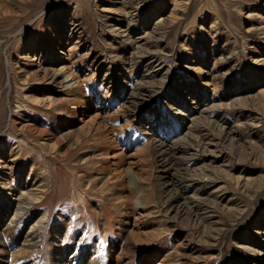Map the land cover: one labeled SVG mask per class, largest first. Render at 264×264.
Listing matches in <instances>:
<instances>
[{
  "label": "rangeland",
  "instance_id": "rangeland-1",
  "mask_svg": "<svg viewBox=\"0 0 264 264\" xmlns=\"http://www.w3.org/2000/svg\"><path fill=\"white\" fill-rule=\"evenodd\" d=\"M0 11V207L17 181L40 199L14 234L43 217L22 261L47 264L59 228L65 249L99 264H264V0H0ZM60 64L83 98L51 82ZM95 128L147 189L144 212L114 200L103 170L114 155H99ZM158 148L186 169L171 182L207 201L200 219L170 204Z\"/></svg>",
  "mask_w": 264,
  "mask_h": 264
},
{
  "label": "bare ground",
  "instance_id": "bare-ground-1",
  "mask_svg": "<svg viewBox=\"0 0 264 264\" xmlns=\"http://www.w3.org/2000/svg\"><path fill=\"white\" fill-rule=\"evenodd\" d=\"M1 11H3V10H1ZM3 12L6 15H8L7 11H3ZM69 70L70 69L66 65L64 66V65L60 64L59 67L56 69V74H55L56 79L53 80L51 78L52 79L51 82L53 84H55L56 81L59 80L58 81L59 85L57 88H59L63 92H70V93L72 92L73 95H79L80 98H83L84 97L83 91H81V89H79L81 87L80 82L77 81V78H75ZM23 72H24V75H26L28 77L27 79L32 77V75H28V73H27L28 71L23 70ZM70 93H68V94H70ZM130 98L132 99V97H130ZM115 102H117V99H115ZM263 102H264V100H263ZM34 103L40 104L41 102L38 100V101H34ZM45 103L51 104L50 99L46 100ZM242 109H244V108H242ZM245 109H246V107H245ZM115 112L118 113L119 110L115 111ZM257 114H259V113H257ZM259 116L261 117V119H263L264 118V112H263V114H261ZM256 122H257V124L260 123V121H256ZM94 131H95L94 134L91 135V137H92L91 141H93V144L98 147V150L100 152L99 155L102 156L103 158H105L106 155H109V153H113V155H114V158L112 157L114 159V161H112V162L109 161L107 163L109 165H106L107 167L103 168V170L106 171V173L109 175V182L110 181L112 182L111 183L112 185L110 184L111 187L116 189L117 193H120V196L117 195L118 198L114 199V200H119L118 201V204H120L119 206H121L125 209H126V207L131 205L135 211L137 208H140L144 212L145 208H147V203H146V200L148 199L147 189L140 186L135 181L134 177L126 174V170L128 171L129 169L124 170V167L126 165L125 156L123 154H121L120 152H117L116 145H115L116 143H114V139L109 137L107 130H105V128H103V129L95 128ZM111 131L113 132V131H115V129H113ZM129 131H130V129H129ZM124 136H127L128 139L130 136H132L131 139H129V141H131L133 144L135 143L134 141L136 140V137H134V133L131 134L128 131H125ZM148 138H149L148 139L149 141L151 139V141L154 142L155 147H162L161 144H156L157 141H155L154 138L153 139H152V137H148ZM70 139L71 138H69L68 140L71 141ZM143 140H144V142L145 141L147 142V138H145ZM124 141H127V139L125 138ZM54 144L53 145L55 147L60 146V142L58 140ZM149 146L145 145V148H143L144 151L145 150L148 151ZM142 153L144 154V152H142ZM62 154L64 155V154H66V152H63ZM156 154H157L156 157L158 158V160L163 164L162 167L164 168V174L166 175L165 178L167 180H169L170 182H171V177L178 180V183L181 182L183 175L185 174L186 169L181 168L178 165L179 162L176 159H174L171 151L169 152V151L163 150L161 148H158ZM163 168H161V169H163ZM122 170H124V171H122ZM161 172H163V171H161ZM3 182L6 183V182H8V180L4 179ZM170 182L167 181V184ZM175 183L176 182H171V184H169V186H172V191H171V193L169 192L170 194L168 195V200L170 201V204L171 205L174 204L173 207L175 208V211L179 215L182 214V216L190 218V220L200 219L202 217V215H201L202 213H200V210L203 209V211L206 212V210L209 208V206L206 204L207 201H206V203L205 202L203 203L201 201H196V202L192 201L190 198L185 197L183 191H180V189L176 186ZM32 187L33 186H27L26 189L25 188L23 189L21 184H19L16 181V186H13V188L10 189L9 192H7V196L5 198V206L0 207V264H26L27 262L25 263L20 258L22 256L26 255L27 253L33 252V250L36 248L35 247L37 244L36 233L38 232V230L41 227L43 217H40L38 220H36L35 218H32L30 220L28 226H27L28 227L27 232L23 233L22 235L16 236L13 232V229H14L15 223H16L15 221L16 220L20 221L24 217L26 211L30 207H32V205L35 202H37L40 199V195L38 194L39 191L36 188L33 189ZM30 188H32V189H30ZM114 194H116V192ZM124 194H126V195L128 194V195L132 196V197H130L131 199L128 198L129 200H127L126 199L127 197H125ZM122 198L123 199L125 198L124 200H126V201H121ZM190 204H193L192 210L188 207ZM208 213H211V211ZM128 215H129V212L126 213L127 217H128ZM53 236L55 238H57V240H56V242L51 243V246L53 249L48 253L47 259L45 260L46 262H48L47 264H99L98 259H97L94 251L89 252L87 250L83 253L82 252L79 253L78 251L73 250V246H68V248L65 249L64 243H65V237L66 236L64 234V231H62L61 229L54 228V235ZM57 243H59L60 246H57ZM114 258L116 259V254L112 253V251H111V254L108 256V259L111 263H113V261L115 260ZM119 262L116 261L115 263L119 264Z\"/></svg>",
  "mask_w": 264,
  "mask_h": 264
}]
</instances>
